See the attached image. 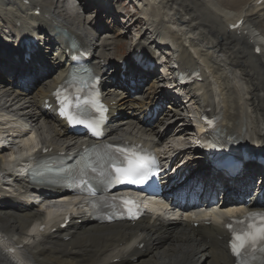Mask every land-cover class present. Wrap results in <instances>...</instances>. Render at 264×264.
Segmentation results:
<instances>
[{
  "label": "bare ground",
  "instance_id": "1",
  "mask_svg": "<svg viewBox=\"0 0 264 264\" xmlns=\"http://www.w3.org/2000/svg\"><path fill=\"white\" fill-rule=\"evenodd\" d=\"M103 1L106 4L88 2L87 11L80 14L67 9L56 13L53 0H0V40L7 41L1 35L16 40L5 48L0 43V51H16L21 37L26 32H35L43 51L37 54L33 66H42L38 68L48 73L41 82L50 79L45 85L36 84L39 77L31 72L36 68L29 72L23 67L18 74L11 75L18 64L11 61L12 55L5 58L0 55V113H3L0 125L3 120L19 118L24 124L21 132L29 135L24 139L29 149L33 137L36 143L52 146L55 151L76 149L79 138L70 136L53 110L44 107L66 59V47L60 52L51 48L60 29L91 48L101 36L99 45L103 54L93 60L104 76L108 67L120 69L122 59L127 61L129 73H133V66L128 63L130 50L143 49L154 55L160 50L161 41L177 48V62L182 66L202 71L203 81L175 90L171 98L155 85V79L142 88L140 84L149 72L141 69L137 75L142 78L134 94L128 87L120 94H111L112 88L108 94L116 102L112 111L118 115L110 134L140 138L158 146L165 143V153L177 154L173 160L170 156L166 158L171 163L166 172L169 176L176 171L173 178L179 180L184 175L201 172L199 157L190 156L182 167H177L183 154L196 155L191 142L184 141L188 138L181 136L189 133L192 124L175 128L172 122L165 121V117L179 120L180 105L191 100L196 105L191 115L198 117L201 110L209 108L220 117L222 131L245 138L254 153L264 154V3L258 6V0H137L143 18L130 14L131 20L120 27L117 15L122 7L120 0ZM38 7L42 8L40 16L34 14ZM92 12L101 16L99 27L90 22ZM240 17L245 19L246 31L236 34L228 26ZM128 22L132 24L127 27ZM139 23L138 28H132ZM130 33L133 37L128 55L119 56L118 47L125 34ZM257 45L260 54L255 53ZM165 99L171 103L162 105ZM157 105L162 106L164 116L150 118L148 113ZM166 136H170V141L164 139ZM179 139L184 143H179ZM10 149L8 145L0 146V162L6 156L4 151ZM249 167V173L255 171L254 163ZM8 176L5 173L0 179V264H233L225 232L217 221H211L210 225L201 222L195 227L190 217L171 220L160 213L135 225L127 222L98 225L89 212L73 209L71 223L61 228L64 219L45 222L41 209L28 201V192L6 191L9 184L2 180ZM14 182L19 188L24 185L21 178H15ZM33 220H40L45 228L38 226L29 233ZM141 242H144L142 249ZM10 247L15 251H9Z\"/></svg>",
  "mask_w": 264,
  "mask_h": 264
},
{
  "label": "snow or ice",
  "instance_id": "2",
  "mask_svg": "<svg viewBox=\"0 0 264 264\" xmlns=\"http://www.w3.org/2000/svg\"><path fill=\"white\" fill-rule=\"evenodd\" d=\"M69 75L71 76V73ZM83 91L82 87H77L74 93L66 95L58 89L55 95L60 104V114L70 126H83L90 130L93 136H101V120L99 116L90 114L89 109L93 108L100 114L107 110L96 108L94 101L82 98L80 93ZM208 123L211 125V121ZM157 173L158 162L154 155H143L113 145H93L92 148L83 149L75 175L79 183L95 196L97 190L105 191L114 183H147ZM93 181L96 183L93 184ZM123 202L134 203L127 199ZM91 204L96 207L95 201ZM224 226L230 232L229 247L235 264H250L249 257L255 261L258 259L257 251L264 253V211H250L244 218L229 220Z\"/></svg>",
  "mask_w": 264,
  "mask_h": 264
},
{
  "label": "rangeland",
  "instance_id": "3",
  "mask_svg": "<svg viewBox=\"0 0 264 264\" xmlns=\"http://www.w3.org/2000/svg\"><path fill=\"white\" fill-rule=\"evenodd\" d=\"M120 2H121V4L122 5H126V8H128V10H132V6H133V4H129L128 5V3L126 4V1H121L120 0ZM123 3H125V4H123ZM97 13H100L99 11L97 12ZM98 15V14H97ZM96 13H94V12H92L91 14H90V17H91V19H90V22L92 23V24H99L98 23V19L96 18ZM101 16H98V18H100ZM120 23V26H123V27H125V24L123 25V24H121V21L119 22ZM129 24H132V23H130V22H128L127 24H126V26L128 27L129 26ZM139 25H140V23L139 24H135V25H133L132 26V28L133 29H136V28H138L139 27ZM125 31V30H124ZM148 36H151V34H149ZM133 37V34H125V36L123 37V39H124V41H122L121 43H120V45H119V47H118V52H119V56L120 55H123V56H127L128 55V52H129V41H130V39ZM122 39V40H123ZM48 76V75H47ZM46 77V76H45ZM181 103V102H180ZM180 107L181 108H185V110H188V114H190L191 115V113H190V111L191 110H193L195 107H196V105H195V103H194V101H189L188 102V104L186 103V104H183V105H180ZM163 117V116H162ZM174 119L175 118H171V119H167V117H165V121H168L167 123H173V121H174ZM189 133H186L185 135H181V136H186L185 138H188L187 140H184V137H183V139L182 138H180L181 140H184L186 143L189 141L190 142V140H192L193 139V134L191 135V133H190V131H188ZM192 132V131H191ZM167 139H169V141H170V136H168V138ZM180 139H179V143L180 142H183V141H180ZM184 143V142H183ZM4 154L5 155H8L9 154V151L8 150H6V151H4ZM195 157L194 156V154H192V155H186V154H184V155H182V157L180 158L181 160H179V162H178V165L179 166H182L185 162H186V160H188V158L189 157ZM254 179H255V177H254Z\"/></svg>",
  "mask_w": 264,
  "mask_h": 264
}]
</instances>
